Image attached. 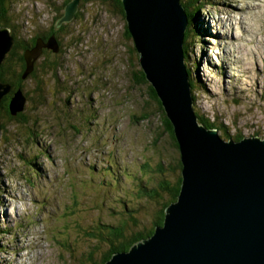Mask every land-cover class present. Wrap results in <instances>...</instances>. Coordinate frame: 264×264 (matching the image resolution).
I'll use <instances>...</instances> for the list:
<instances>
[{
  "label": "rangeland",
  "instance_id": "rangeland-1",
  "mask_svg": "<svg viewBox=\"0 0 264 264\" xmlns=\"http://www.w3.org/2000/svg\"><path fill=\"white\" fill-rule=\"evenodd\" d=\"M65 1L5 0L14 45L0 66L10 57L5 68L21 71L17 37L23 56L39 37L42 52L18 89L21 116L1 117L0 264H95L111 248L110 227L127 236L152 227L168 199L159 181L178 179L181 151L138 83L142 67L114 0H80L75 18L44 39ZM201 4L203 30L185 59L201 84L195 111L225 126L227 140H264V0H198L192 10Z\"/></svg>",
  "mask_w": 264,
  "mask_h": 264
},
{
  "label": "water",
  "instance_id": "water-1",
  "mask_svg": "<svg viewBox=\"0 0 264 264\" xmlns=\"http://www.w3.org/2000/svg\"><path fill=\"white\" fill-rule=\"evenodd\" d=\"M79 1L66 4L57 28L75 18ZM122 2L140 65L174 125L183 180L164 224L105 264H264V140H227L199 122L185 63L189 21L181 0ZM8 28L0 26V63L14 45ZM41 41L25 51L22 79L34 71ZM6 88L0 80V105ZM21 98L25 104L26 95L17 90L14 115L24 108L17 107Z\"/></svg>",
  "mask_w": 264,
  "mask_h": 264
},
{
  "label": "trees",
  "instance_id": "trees-1",
  "mask_svg": "<svg viewBox=\"0 0 264 264\" xmlns=\"http://www.w3.org/2000/svg\"><path fill=\"white\" fill-rule=\"evenodd\" d=\"M68 1L69 0L65 1V5ZM114 2L117 6V10L121 13V15L126 20V14H125L124 4H123L122 0H114ZM197 2H198V0H189L188 2H185V0H181V3L185 8V11H186V14L188 17V21H189L188 28L185 32L184 44H183L185 59L188 57V54L191 51V39L197 37L195 32H197V30H199V31L203 30V28L200 26V24L196 23V15H195L197 10H199L200 7L202 8L203 4H201V6L197 5L195 11L192 10L195 8L191 6L192 4H193V6H195V3H197ZM6 11H7V9L5 7V0H0V25H4V26L9 27L10 23L8 22V20L6 18ZM62 13L56 17V21L54 24L55 27L57 25L56 24L57 21L62 17ZM66 24H64V26ZM64 26L62 25L61 28H63ZM126 26H127V21H126ZM126 33H127L128 37H131V34L128 30V26L126 29ZM36 38L37 37L34 38V41ZM24 44L17 37L14 49L16 48L19 52L16 51V52H14L15 55H13L16 58L14 65L18 66V64H19L23 70L21 69V71L19 72L16 70V68L14 70L12 67L5 68V66L7 65L6 63H8L10 60V57H6L5 61L0 66V80L1 81H11L13 83L12 88L14 90V93L21 86H23L24 79H22L23 74H21V73H24L25 66H26V60H25V57L23 56V53L20 50L25 49ZM133 51H137L136 47H133ZM137 53H138V51H137ZM11 54L12 53L10 52L8 56H11ZM186 68L188 70L190 85H191V89H192V93H193V97H194V104H195L196 103V96H195L196 93H195L194 89L198 88L200 90L201 84L199 83V81L197 79H195L194 77H192L190 75L191 69L187 65V63H186ZM135 75L137 76L138 83H146L149 85L152 97L158 102L157 104H158L159 110L161 113H163V121L162 122H164L166 129L168 131H170L171 137H173L174 140L176 141V142H174L175 146L180 149V145H179V143L176 139V136H175L174 125L172 124L171 120L168 118V116L164 110L163 104L160 100V97L157 94V91L153 88L152 84H150L151 82L147 80L145 72L143 69L142 70L140 69L138 72L135 73ZM9 94L4 96L2 101H1L0 120H1V117H3V115H4L3 113L7 114L8 116L11 115V117L13 116V117L19 118L21 116V111H19L16 115H14L12 113V111H11V104L12 103L11 102L13 100V95H12V93H9ZM197 114L199 117V122L201 124H203L204 126H206L208 128L213 127V129H217L218 131H226V133H227L228 130L225 126L217 125L215 121H211V120L207 119L206 117L202 116V114H199V113H197ZM2 126L3 125L1 123V127ZM228 136H229L228 138H232L234 140L243 139V138H241V136H237L234 138L230 134ZM178 168H179V174H178V179L176 182H173L169 178L168 179L163 178L161 181H159L160 183L158 184V186H159L161 191L167 193L168 199H165L164 201L161 202L162 207H161L160 213L157 216V219L154 222V225H152V227H150L149 229L146 228V229L138 231V232H133L129 236H127L123 230H121V229L116 230V227L111 226L110 232H108V236H112L111 239L109 237V240H111V248L105 254V256L102 257L99 262H95V264H105L115 253L121 252V251H127V250L131 249V247L133 245H135V243L152 236L155 233L156 229L164 224L165 216H166V209L171 203H173L174 201H176L178 199V195L180 193V189L182 186L183 176H182L181 171L183 169V163H182V159H181V153H180V159L178 162ZM150 196L154 197L156 199H160L162 194L154 191L150 194ZM127 222H120L119 226L123 227L126 225ZM115 242H117V243H115Z\"/></svg>",
  "mask_w": 264,
  "mask_h": 264
},
{
  "label": "flooded vegetation",
  "instance_id": "flooded-vegetation-1",
  "mask_svg": "<svg viewBox=\"0 0 264 264\" xmlns=\"http://www.w3.org/2000/svg\"><path fill=\"white\" fill-rule=\"evenodd\" d=\"M78 16V15H77ZM66 24V23H65ZM63 26H64V24H63ZM59 28V27H58ZM57 27H53V29L52 28H50L49 30H47L46 32H47V34H45L46 32H44V33H37V34H39V35H44L45 34V36H42V37H44V39L45 38H47V36H48V34H50V33H54V32H56V35H58L59 34V31L62 29V28H59L58 29ZM39 35H38V37H39ZM40 38V37H39ZM30 45H29V47H31L33 44H34V41L33 40H30ZM28 47V46H27ZM26 47V48H27ZM51 51L50 50H48L47 48H45L44 50H43V56L44 55H46V54H49Z\"/></svg>",
  "mask_w": 264,
  "mask_h": 264
},
{
  "label": "bare ground",
  "instance_id": "bare-ground-1",
  "mask_svg": "<svg viewBox=\"0 0 264 264\" xmlns=\"http://www.w3.org/2000/svg\"><path fill=\"white\" fill-rule=\"evenodd\" d=\"M240 11V10H239ZM231 19V18H230ZM245 18H244V16L242 17V19L241 20H244ZM231 28V27H230ZM213 128V127H212ZM90 174V173H89Z\"/></svg>",
  "mask_w": 264,
  "mask_h": 264
}]
</instances>
